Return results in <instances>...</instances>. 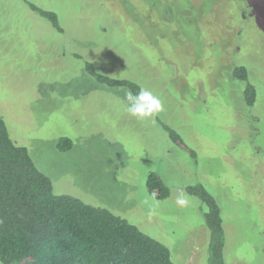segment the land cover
<instances>
[{
  "label": "rangeland",
  "instance_id": "1",
  "mask_svg": "<svg viewBox=\"0 0 264 264\" xmlns=\"http://www.w3.org/2000/svg\"><path fill=\"white\" fill-rule=\"evenodd\" d=\"M28 1L63 32L26 0H0V110L54 192L128 220L174 264H209L207 206L189 192L202 185L221 208L225 264H264V0ZM87 63L152 91L164 111L130 116L127 89L97 83ZM152 172L167 198L150 195Z\"/></svg>",
  "mask_w": 264,
  "mask_h": 264
},
{
  "label": "trees",
  "instance_id": "2",
  "mask_svg": "<svg viewBox=\"0 0 264 264\" xmlns=\"http://www.w3.org/2000/svg\"><path fill=\"white\" fill-rule=\"evenodd\" d=\"M58 32L59 16L26 0ZM86 73L99 84L125 88L134 94L141 85L129 79L105 76L91 63ZM248 70L235 69V78L246 82ZM248 106L257 100L252 84L245 89ZM174 144L185 147L179 134L164 127ZM61 151L73 148L68 137L59 139ZM186 148V147H185ZM153 198L170 195L156 173L148 176ZM206 206L205 224L211 233L209 264H225L226 233L222 212L215 197L204 186L189 188ZM0 260L3 264H174L170 250L111 211L90 205L71 195L54 192L52 180L36 166L26 147L10 137L0 110Z\"/></svg>",
  "mask_w": 264,
  "mask_h": 264
},
{
  "label": "clouds",
  "instance_id": "3",
  "mask_svg": "<svg viewBox=\"0 0 264 264\" xmlns=\"http://www.w3.org/2000/svg\"><path fill=\"white\" fill-rule=\"evenodd\" d=\"M127 102V112L130 116L138 120H152L164 111L162 100L153 94L152 91L141 87L138 93L131 90L125 92ZM187 193L183 188L178 189L176 203L182 207L188 205Z\"/></svg>",
  "mask_w": 264,
  "mask_h": 264
}]
</instances>
